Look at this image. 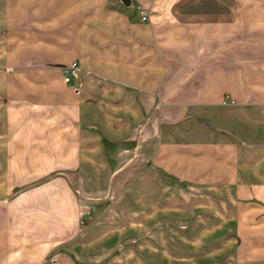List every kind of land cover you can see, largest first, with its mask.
Listing matches in <instances>:
<instances>
[{
	"label": "crops",
	"instance_id": "obj_1",
	"mask_svg": "<svg viewBox=\"0 0 264 264\" xmlns=\"http://www.w3.org/2000/svg\"><path fill=\"white\" fill-rule=\"evenodd\" d=\"M123 1L0 0V264H264L258 209L162 199L264 190V0Z\"/></svg>",
	"mask_w": 264,
	"mask_h": 264
},
{
	"label": "rangeland",
	"instance_id": "obj_2",
	"mask_svg": "<svg viewBox=\"0 0 264 264\" xmlns=\"http://www.w3.org/2000/svg\"><path fill=\"white\" fill-rule=\"evenodd\" d=\"M231 160L229 159L227 163L224 161L223 191L205 188V182L199 179L196 180V177L193 175L179 177L165 174L164 179H162L164 182L162 185V187L164 186L162 199L165 201V207L169 209L170 206L173 207V204H175V208H180L179 212L181 214L208 213L224 215H237L239 211L245 214H253L252 209L254 208L258 209L255 212L256 215H264V190L252 189L254 184H256L254 183L256 179L254 180V176L247 174L239 176V182L244 184L237 189L239 183L235 184L236 181H233L230 175H227L226 171H231L232 168L236 169L241 159L239 161L235 159L234 162ZM262 162L261 165L264 166V160ZM148 163L149 167L153 165L151 160L147 162V165ZM136 177V175L132 176L127 180V183H132ZM242 186H244V189ZM249 186L251 189H248ZM256 187H258V184ZM167 212L168 210H166ZM225 237L227 236H221V242L225 240ZM229 237V240L233 241L230 245L236 246L241 244V240L234 241L231 235ZM234 237L237 236L235 235ZM246 246L251 247V239H249Z\"/></svg>",
	"mask_w": 264,
	"mask_h": 264
},
{
	"label": "built area",
	"instance_id": "obj_3",
	"mask_svg": "<svg viewBox=\"0 0 264 264\" xmlns=\"http://www.w3.org/2000/svg\"><path fill=\"white\" fill-rule=\"evenodd\" d=\"M138 11L140 13L141 19L142 20H147L149 18V11L148 9L139 6L138 7ZM78 62L76 60H74L66 69H65V81L66 82H70L72 77L75 76L78 73ZM82 215V224H86V220H87V216H88V212L87 211H82L81 213Z\"/></svg>",
	"mask_w": 264,
	"mask_h": 264
},
{
	"label": "water",
	"instance_id": "obj_4",
	"mask_svg": "<svg viewBox=\"0 0 264 264\" xmlns=\"http://www.w3.org/2000/svg\"><path fill=\"white\" fill-rule=\"evenodd\" d=\"M123 2H124L125 4H127V5H130V3H131L130 0H124Z\"/></svg>",
	"mask_w": 264,
	"mask_h": 264
}]
</instances>
